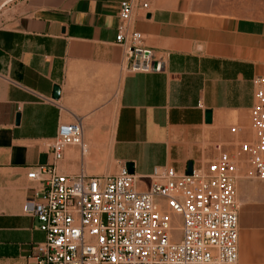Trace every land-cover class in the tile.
<instances>
[{"label": "crops", "instance_id": "1", "mask_svg": "<svg viewBox=\"0 0 264 264\" xmlns=\"http://www.w3.org/2000/svg\"><path fill=\"white\" fill-rule=\"evenodd\" d=\"M121 1L0 0V264H26L44 240L24 211L42 189L28 178L39 165L101 177L133 164L150 178L156 167L185 172L213 161L216 144L232 150L254 138L264 0L136 1L129 27L154 53L151 72L132 71L117 42ZM77 118L89 152L69 147L56 161L50 143ZM243 187L239 264H264V181Z\"/></svg>", "mask_w": 264, "mask_h": 264}, {"label": "built area", "instance_id": "2", "mask_svg": "<svg viewBox=\"0 0 264 264\" xmlns=\"http://www.w3.org/2000/svg\"><path fill=\"white\" fill-rule=\"evenodd\" d=\"M136 1L148 8L146 0L121 1L117 42L133 59L132 71L151 72L154 53L129 27ZM253 84L254 138L232 150L216 144L218 156L191 172L159 166L147 178L121 164L115 174L93 177L59 174L51 165L32 169L28 178L42 189L33 190L24 211L36 218L44 240L32 245L26 264H239L243 162L264 181V76ZM69 147L89 152L80 118L61 124L50 143L56 161Z\"/></svg>", "mask_w": 264, "mask_h": 264}, {"label": "rangeland", "instance_id": "3", "mask_svg": "<svg viewBox=\"0 0 264 264\" xmlns=\"http://www.w3.org/2000/svg\"><path fill=\"white\" fill-rule=\"evenodd\" d=\"M251 180H256L254 178V172L252 165L246 160L243 162V165L241 166L239 170V181H238V198L239 202L241 201V197L245 196V190L243 185L245 184L246 181H251ZM242 210V209H241ZM177 220L179 218L177 217Z\"/></svg>", "mask_w": 264, "mask_h": 264}, {"label": "water", "instance_id": "4", "mask_svg": "<svg viewBox=\"0 0 264 264\" xmlns=\"http://www.w3.org/2000/svg\"><path fill=\"white\" fill-rule=\"evenodd\" d=\"M59 95H60V88L59 87H56L55 88V92H54V98L55 99H58L59 98ZM211 115H212V112L210 110L206 111V121L207 123H210L211 122ZM20 119V116H18V121ZM127 167L129 168V171L134 174L135 173V170H134V165L133 164H127ZM192 167L193 165H190L189 168H188V171L191 172L192 170Z\"/></svg>", "mask_w": 264, "mask_h": 264}]
</instances>
